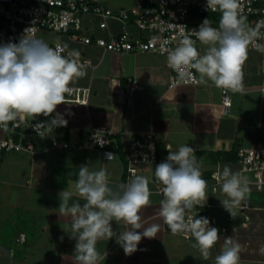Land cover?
Segmentation results:
<instances>
[{
    "label": "crops",
    "instance_id": "1",
    "mask_svg": "<svg viewBox=\"0 0 264 264\" xmlns=\"http://www.w3.org/2000/svg\"><path fill=\"white\" fill-rule=\"evenodd\" d=\"M108 1L103 4L113 11L134 6L108 5ZM193 15L191 12V21ZM81 21L82 30L77 35L92 40L120 34L125 26L132 37L138 34L132 20L123 25L109 18L105 30L99 28L98 17L83 15ZM45 34H53L54 43L78 51L94 68L85 69V75L70 84L88 90L84 103L66 101L52 116L23 118L24 123H49L58 113L67 120L66 127L44 125L41 135L26 127L0 130V140L10 138L21 146L19 150L0 152V264H78L70 218L62 217L58 208L59 193L64 190L73 193L70 204L85 202L75 190L81 165H89L92 170L106 169L114 190L135 175L147 178L150 204L142 215L146 224L161 226L156 238H144L131 255L125 254L115 238L98 241L97 250L104 256L100 264H215L225 237H232L239 245L238 264H264V185L257 187L253 175L241 171L238 159L239 149L264 151L261 54L248 51L242 67V90L228 89L231 107L224 114L223 88H217L207 78L204 83L199 82L197 72V85L169 89L171 72L162 56L150 52L110 53L93 42L84 45L62 33L39 32L37 38L45 41ZM198 46L204 54L207 46L201 42ZM93 131L108 137L106 149L113 152L112 159H104L100 149L81 148ZM147 134L155 140L158 163L135 166L136 174L130 176V140ZM53 139L68 148H54ZM183 145L195 150L202 178L207 182L208 199L201 208V217L214 219L220 230V239L207 260L193 247L194 237L169 233L159 216L164 197L156 186L155 167L166 161L169 149L177 151ZM225 165L240 172L250 189L246 199L232 207L234 218L220 201L227 199L221 190L222 181L215 184L213 178ZM262 177L264 180V172ZM244 202L249 209L241 208ZM112 227L119 234L126 226L113 221ZM21 235L23 241L19 240Z\"/></svg>",
    "mask_w": 264,
    "mask_h": 264
},
{
    "label": "clouds",
    "instance_id": "2",
    "mask_svg": "<svg viewBox=\"0 0 264 264\" xmlns=\"http://www.w3.org/2000/svg\"><path fill=\"white\" fill-rule=\"evenodd\" d=\"M240 7V0H207V9L219 11L221 18L218 27H212L210 20L205 19L198 30H192L196 38L207 46L205 53L201 54L195 41L188 36L167 53L168 66L179 79H194L191 70L195 69L201 83L207 78L217 88L234 92L242 90V67L248 59L249 47H260L256 41L264 25H249ZM31 32L32 28L26 29L18 44L0 46V124L5 126L25 116H52L59 105L66 103L65 94L72 91L69 85L85 75V66L79 61L78 51H67L64 55L67 45L53 48L44 40L34 38ZM230 107L224 108L223 113ZM44 125L66 127L67 120L57 113L49 123H38L35 127ZM168 151L166 161L155 167V178L163 185L164 197L160 202L159 216L173 234L190 233L196 241L193 247L198 248L207 260L220 239V230L211 227L207 218H197L198 213H193V209L202 208L208 199L201 162L197 160L195 150L188 145L180 146L177 151ZM112 157L113 154H107L108 160ZM216 176L222 181L221 190L227 197L220 200L222 206L234 218L232 207L244 201L250 191L247 179L227 165L222 171L218 170ZM253 179L258 187L254 176ZM75 190L85 201L83 205L78 202L70 204L73 193L64 190L59 193L58 213L70 218L72 238L77 241L74 257L78 264H100L104 260L96 247L100 240L115 238L125 254L131 255L138 250L144 238L158 236L160 224H146L142 215L150 204L151 196L144 176L135 175L114 190L109 185L106 169L92 170L89 165H81ZM242 205V209H249V205L247 208ZM113 221L123 222L126 227L117 234L112 227ZM140 229L143 231H138ZM238 262L239 245L233 242L232 237H225L223 251L215 258V264Z\"/></svg>",
    "mask_w": 264,
    "mask_h": 264
},
{
    "label": "built area",
    "instance_id": "3",
    "mask_svg": "<svg viewBox=\"0 0 264 264\" xmlns=\"http://www.w3.org/2000/svg\"><path fill=\"white\" fill-rule=\"evenodd\" d=\"M104 0H0V46L5 43H19L21 36L26 29L32 28L31 35L37 38L39 32L62 33L68 34L72 40L89 45L92 42L103 51L123 54L135 52H150L162 56L166 60V65L171 72L169 89L180 86L197 85L198 79L196 70L192 69L194 79L181 80L177 73L168 66L167 53L179 46L180 41L188 36L195 41V46L199 51V40L192 33V30H198L204 19L196 23L190 20L191 12L194 10L199 15L218 13L207 9V0H134L135 4L131 9H122L113 11L105 7ZM241 14L247 17V23L253 27L257 23L264 25V0H240ZM91 15L100 18L98 24L101 30L107 28L109 18L116 19L123 25L132 20L137 28L138 34L132 37L126 26L122 32L117 35H108L106 38H96L92 40L89 36H79L77 32L82 30L81 16ZM212 26V25H211ZM213 27V26H212ZM261 36L257 39L256 44L260 47H249V50L257 51L261 54L262 65L261 71L264 74V26L260 29ZM55 48L63 47L60 43L48 44ZM65 50L62 54L67 55ZM200 52V51H199ZM79 61L84 64L85 69H93L94 65L90 60L83 58L81 55ZM72 89L70 93L65 94V101L83 102L87 89L77 88L69 85ZM134 89V88H132ZM221 100L224 108L230 107L228 89H222ZM38 123H24V119L17 118L9 122L7 126L0 124V130L6 132L9 128L20 129L28 128L29 130L41 134L44 133L42 128H36ZM54 148H68L65 143L57 140L51 142ZM109 146L108 137L101 131H93L85 145L84 149H100L104 159L107 154L113 152L106 148ZM17 145L10 138L0 140V152L19 150ZM238 159L241 171L251 173L256 179L258 187L264 185V151L256 149H239ZM128 161V173L130 176L136 174V167L141 165H156L158 161L156 143L151 134L142 136L140 139L132 138L130 140ZM215 184L220 181L214 175ZM158 192L162 194L163 185L156 181ZM215 191V188H213ZM243 208L248 207L244 202ZM193 213H198L197 218L202 215L201 208L193 209ZM210 221L211 227H217L214 219L206 217ZM166 224V223H165ZM167 225V224H166ZM168 227V225H167ZM168 232L173 234L168 227ZM173 235H183L191 237L190 233L177 232ZM24 235L19 240L23 241Z\"/></svg>",
    "mask_w": 264,
    "mask_h": 264
},
{
    "label": "rangeland",
    "instance_id": "4",
    "mask_svg": "<svg viewBox=\"0 0 264 264\" xmlns=\"http://www.w3.org/2000/svg\"><path fill=\"white\" fill-rule=\"evenodd\" d=\"M107 3H108V5H130V6L131 5L133 6L135 4L134 0H109ZM193 13L195 15H193V17H192V19H193L192 20V23H196V22H198L199 20L202 19V18H200V17L197 16L196 11H193ZM42 38L45 39V42L47 44L48 43H54L55 42L54 41L55 39H54V35L53 34H45V35H43Z\"/></svg>",
    "mask_w": 264,
    "mask_h": 264
},
{
    "label": "trees",
    "instance_id": "5",
    "mask_svg": "<svg viewBox=\"0 0 264 264\" xmlns=\"http://www.w3.org/2000/svg\"><path fill=\"white\" fill-rule=\"evenodd\" d=\"M103 2H105V1H103ZM104 5V4H103ZM195 11V10H194ZM197 13V12H196ZM197 16L198 17H200V18H202V19H204L205 20V18H207V19H209L210 20V22H211V25L213 26H217L218 27V25H219V20H220V18H221V13L220 12H218V13H210V14H206V15H199L198 13H197ZM81 18V17H80Z\"/></svg>",
    "mask_w": 264,
    "mask_h": 264
}]
</instances>
